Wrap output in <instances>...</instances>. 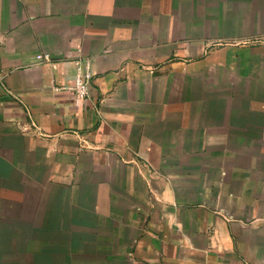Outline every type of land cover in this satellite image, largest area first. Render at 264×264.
<instances>
[{"label": "crops", "instance_id": "obj_1", "mask_svg": "<svg viewBox=\"0 0 264 264\" xmlns=\"http://www.w3.org/2000/svg\"><path fill=\"white\" fill-rule=\"evenodd\" d=\"M132 1L0 0V264H264V110L229 109L225 51L158 45ZM173 1L264 53V0Z\"/></svg>", "mask_w": 264, "mask_h": 264}, {"label": "rangeland", "instance_id": "obj_2", "mask_svg": "<svg viewBox=\"0 0 264 264\" xmlns=\"http://www.w3.org/2000/svg\"><path fill=\"white\" fill-rule=\"evenodd\" d=\"M132 4L131 15L141 9L142 14L145 13L148 16V32L155 30L161 32L158 45L174 44L180 47V53H182L194 42L197 59L204 56L199 54L202 47H205L207 51L221 49L225 51L226 54L221 60L228 61L227 70L215 73H221V77L226 74L227 93L233 100L229 102L228 108H236L238 105V108L242 106L245 110H264V53L259 49L263 46V41L254 40L252 44H246V41L215 37L217 31H213L212 23L220 10L218 4L213 1L173 0L132 1ZM192 33L196 35L195 38H191ZM149 38H151L147 39L149 44L156 40L151 32ZM231 49H238L239 52H229ZM218 88L216 86V89ZM238 96L242 101L236 103L235 100H239ZM231 104L233 107L230 106ZM245 153L259 158L261 163L259 169L261 173H264V149L245 151ZM246 171L247 167H245V173Z\"/></svg>", "mask_w": 264, "mask_h": 264}, {"label": "built area", "instance_id": "obj_3", "mask_svg": "<svg viewBox=\"0 0 264 264\" xmlns=\"http://www.w3.org/2000/svg\"><path fill=\"white\" fill-rule=\"evenodd\" d=\"M43 60H48L49 55L44 54ZM76 73L74 76L71 91L73 93V101L76 105L84 101L89 96L92 72L91 64L87 60L76 62Z\"/></svg>", "mask_w": 264, "mask_h": 264}]
</instances>
